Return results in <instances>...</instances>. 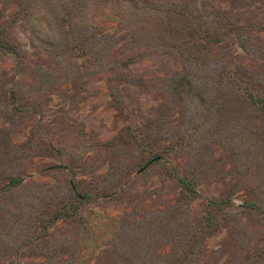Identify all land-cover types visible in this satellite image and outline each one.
Listing matches in <instances>:
<instances>
[{
	"label": "rangeland",
	"instance_id": "rangeland-1",
	"mask_svg": "<svg viewBox=\"0 0 264 264\" xmlns=\"http://www.w3.org/2000/svg\"><path fill=\"white\" fill-rule=\"evenodd\" d=\"M0 264H264V0H0Z\"/></svg>",
	"mask_w": 264,
	"mask_h": 264
}]
</instances>
